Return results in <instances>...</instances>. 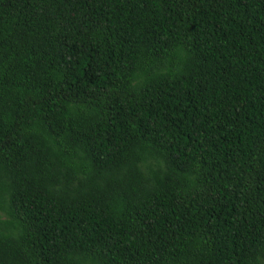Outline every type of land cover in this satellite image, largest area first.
<instances>
[{
    "label": "trees",
    "instance_id": "16d2710c",
    "mask_svg": "<svg viewBox=\"0 0 264 264\" xmlns=\"http://www.w3.org/2000/svg\"><path fill=\"white\" fill-rule=\"evenodd\" d=\"M0 264H264V0H0Z\"/></svg>",
    "mask_w": 264,
    "mask_h": 264
}]
</instances>
